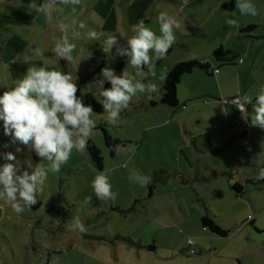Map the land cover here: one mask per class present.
Returning <instances> with one entry per match:
<instances>
[{
	"label": "crops",
	"instance_id": "obj_1",
	"mask_svg": "<svg viewBox=\"0 0 264 264\" xmlns=\"http://www.w3.org/2000/svg\"><path fill=\"white\" fill-rule=\"evenodd\" d=\"M253 2L258 9L255 17L241 16L235 7L226 11L224 0H81L75 11L70 6L59 5L58 11L45 16L35 13L33 0H0V63L5 60L6 66L13 68L15 78L18 75L22 78L30 65L70 73L73 80L94 68L99 73L107 65L116 72L120 56L108 59L100 44L108 36L116 35L120 45L126 46V38L133 35L131 26L141 20L159 34L160 12L169 13L178 23L174 29L176 43L155 64L165 63L161 76L165 79L169 66L191 58L210 66L208 73L193 70L183 75L176 92V107L183 109L184 115L191 113L202 100L201 103L214 109L211 114L218 127L202 129L205 133L201 143L200 133H190L187 143L210 159L205 168L197 166L194 176L208 187L198 192L197 198L189 199L185 194L181 197L176 182L170 190L176 203L180 207L184 204L189 210L188 215L181 207L180 214L169 222L163 221L164 213L149 218L153 235L117 234L130 237L139 246L120 239H90L88 248L95 255V264H264V180L256 179L258 170L264 168V129L251 124V104L246 105V114L242 116L235 104L220 101L234 96L242 98L245 94L254 97L264 86V0ZM227 18L237 19L238 26H229L225 22ZM61 19L80 33L76 39H72L73 30L68 33L76 48L72 62L64 59L65 68L51 51L54 41L61 36L58 30ZM81 23L84 28L79 27ZM248 26L254 28L241 32ZM88 31H95L98 41L90 40ZM219 47L235 54L237 63H216L211 53ZM25 59L29 64L23 62ZM79 64L89 68L77 69ZM244 139L248 140L245 145ZM242 146L248 153L261 150L262 159L251 160L242 155ZM202 147L206 150H199ZM234 184L241 187L240 193L232 189ZM205 215L228 234L221 237L204 228L201 218ZM172 227H181L184 235L176 237L166 231ZM163 229L165 233H159ZM188 238H192L193 245L187 243ZM191 248L196 253H189Z\"/></svg>",
	"mask_w": 264,
	"mask_h": 264
},
{
	"label": "rangeland",
	"instance_id": "obj_2",
	"mask_svg": "<svg viewBox=\"0 0 264 264\" xmlns=\"http://www.w3.org/2000/svg\"><path fill=\"white\" fill-rule=\"evenodd\" d=\"M124 63L123 71L130 75L135 74L136 69L128 65L127 61ZM163 64L165 63L155 65L152 71L146 66L145 76L137 77L145 84L155 83L158 91L150 97L137 93L131 101L130 108L121 112V118L116 125L106 122L107 114L104 110L92 113L91 118L96 120L97 126L89 139L100 150L103 158L101 170L95 167L87 150L77 152L73 149L68 163L61 171L49 173L37 197V203L31 208L26 207L22 214L17 215L9 204L0 201V264H95V255L90 253L88 248L90 239L84 237V234L104 237L116 236L122 232L130 237L153 235V226L148 222L149 218L164 213L163 221L169 222L174 215L180 214L181 207L183 213L188 215L189 210L183 206L184 204L181 203L180 207L176 203L170 189L178 182L181 197L185 194L187 198L195 199L198 192L201 193L208 187L205 182L196 181L194 176L197 166L205 168L210 159L194 147H188L187 143L188 138H191L190 133L193 135L200 133L202 136L198 141L201 143L205 133L202 129L207 127L215 130L218 122L211 114L214 112L212 106L201 103L203 100L199 104L196 103L194 110L186 115L179 107L160 104L159 90L164 82L160 72L165 66ZM79 67L81 70L89 68L80 64L77 69ZM107 67L112 68L111 65ZM170 67L173 66H169L168 69H171ZM13 75V68L10 65L7 67L3 60L0 63V94L21 79L19 75L16 78ZM100 78V72L89 77L87 83L82 86V92L86 90L89 92V88L98 92L100 86L97 82ZM151 100L157 101V104L150 105ZM99 124H103L113 136L128 141L120 145L121 150L116 151L113 156L104 145ZM5 144L8 146L5 147ZM15 148L16 145L4 135L0 122V154L14 152L21 162L22 169L27 168L24 163L27 160H31L33 166L40 163L47 167V162L42 161V158L36 156L26 146L21 145L23 150L18 153L15 152ZM199 150L206 149L202 147ZM241 151L242 155H247L251 160L262 159L261 150L248 153L244 147ZM232 155L236 158L234 154ZM5 162L8 161L0 158V164ZM105 169L112 170L109 178L116 193L115 200H98L91 187L94 176ZM132 170L149 175L151 182L141 187L131 181L129 175ZM179 174L186 179L183 181ZM150 187L151 196L148 195ZM88 197L91 199L88 200ZM136 198L140 199L139 202L135 209L127 214L110 208L112 206L126 208ZM75 217H79L85 224L87 229L85 233L70 230ZM165 230L159 233H165ZM166 231L176 237L184 235L181 227H172Z\"/></svg>",
	"mask_w": 264,
	"mask_h": 264
},
{
	"label": "clouds",
	"instance_id": "obj_3",
	"mask_svg": "<svg viewBox=\"0 0 264 264\" xmlns=\"http://www.w3.org/2000/svg\"><path fill=\"white\" fill-rule=\"evenodd\" d=\"M80 3L81 0H42L40 3L33 0V10L37 14L51 16L59 10V5L70 6L75 11ZM235 8L241 16L258 15L253 0H235ZM157 21L159 34L141 20L131 26L133 35L126 38V46L120 45L116 35L108 36L100 44L108 59L116 56L127 57V64L136 69L135 74L130 75L125 71L117 74L113 68L104 67L97 82L100 86L98 92L89 88V92L102 105L107 114L105 120L109 124L118 123L121 112L130 108V102L137 93L150 97L158 91L155 83L145 84L137 77L143 78L146 66L152 71L156 62L167 55L168 50L176 43L174 29L178 27V23L167 12H160ZM225 22L229 26H238L235 18H227ZM79 27L84 28V25L81 23ZM58 30L61 36L54 41L51 51L58 60L72 62L76 45L70 42L68 33L73 29L61 19ZM86 35L90 40L98 41L95 31H88ZM79 36L80 33L73 30L72 39ZM23 62L29 64L27 59ZM105 82H109L110 87L105 88ZM77 90V84L70 73L30 65L17 84L0 94V122L4 135L16 145L15 152H21L23 145L47 162V167L40 163L33 166L32 161L27 160L24 161L27 168L22 169L14 152L0 154V158L8 161L0 164V201L9 204L17 215L22 214L26 207L31 208L37 203V197L49 173L60 172L68 163L73 149L83 152L88 146L97 122L91 118L92 106L85 104L82 97L76 95ZM231 103L239 105L241 112L245 111V105L251 104V124L264 129V86L260 87L254 97L245 94L242 98L235 97ZM113 150L119 152L121 149L117 146ZM111 171H100L91 181L92 190L98 200L116 199L109 178ZM129 179L141 187L151 182L149 175L136 170H132ZM256 179L264 180V168L258 170ZM87 199L90 200L91 197ZM70 230L81 234L87 231L79 217L74 218Z\"/></svg>",
	"mask_w": 264,
	"mask_h": 264
},
{
	"label": "trees",
	"instance_id": "obj_4",
	"mask_svg": "<svg viewBox=\"0 0 264 264\" xmlns=\"http://www.w3.org/2000/svg\"><path fill=\"white\" fill-rule=\"evenodd\" d=\"M234 7H235V0H230V2L223 4V9H225L226 11H230ZM253 28L254 26H248L247 29L242 30L241 32H248L249 30ZM124 58L125 57H120L116 64L117 74L122 73ZM211 58L219 65H234L237 63V60H238L235 54H233L232 52L228 50L222 49L220 47L212 51ZM61 62H62L63 67L65 68L66 61L64 59H61ZM97 69L98 68H94L92 70L82 72L73 80L77 84L78 90H77L76 95L78 97H82L83 102L85 104H90L93 108V112H101L103 110V107L97 100L93 98L90 92L83 93L82 86H84L85 83H87V80L89 77L96 74ZM209 69H210V66L208 63L203 62L197 58H191V59L179 61L176 64H174V66L167 73L164 79V82L161 85V89H160L161 97L159 99L160 104L170 106V107H176L178 105V100L176 96L177 86L180 83L183 75H185L186 73H190L193 70H202L208 73ZM104 87L105 88L110 87V83L105 82ZM150 104L154 105L155 102L151 101ZM130 105H131V102H130ZM98 128L100 129L102 133L104 145L107 148L111 156H113L116 153V151L113 150L115 147L117 146L119 147L120 145H124L125 143L128 142L126 140H122L118 137L113 136L103 124H99ZM86 150L90 156L91 161L95 165V167L101 170L103 158L101 156L100 150L96 147V145L90 139L88 140V146ZM232 189L235 190V192L237 193L241 192V187L239 185H235V184L232 185ZM151 191H152V187L149 188V194H148L149 196L151 194ZM139 200L140 199L138 198L134 199L131 205L127 206L126 208H120L119 206H112L110 208L112 210H116L120 212L121 214H127L130 211H133L135 209ZM201 224L204 228L208 229L211 233L216 234L218 236L223 237L228 234L227 230L220 228L214 222V220L208 215H205L201 218ZM84 237L89 238V239H106L109 241L120 239L128 243L136 244L137 246H139V244L132 241L130 237L123 236V235L104 237L100 235L84 234ZM147 247L150 248L152 246H147Z\"/></svg>",
	"mask_w": 264,
	"mask_h": 264
},
{
	"label": "built area",
	"instance_id": "obj_5",
	"mask_svg": "<svg viewBox=\"0 0 264 264\" xmlns=\"http://www.w3.org/2000/svg\"><path fill=\"white\" fill-rule=\"evenodd\" d=\"M235 97H237V96H234V97H231V98H227V99H226V98H221L220 101H221L222 103H226V102H230V103H231V101H232ZM237 98H240V97H237ZM236 106H237V108L239 107V105H236ZM244 107H245V111H244V112H241V110L238 108V111L241 113L242 116H244V115L246 114V105H245ZM235 124H236V123H234V125H235ZM236 125H237V124H236ZM247 143H248V140H247V139L242 140V144H243V145H245V144H247ZM248 218L251 219L252 216L249 215ZM187 243L191 246V245H193L194 242H193L192 238H188V239H187ZM189 253H191V254L196 253V249H194V248L189 249Z\"/></svg>",
	"mask_w": 264,
	"mask_h": 264
}]
</instances>
